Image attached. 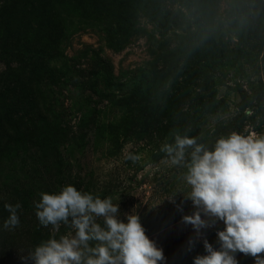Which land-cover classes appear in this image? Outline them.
I'll list each match as a JSON object with an SVG mask.
<instances>
[{
  "label": "trees",
  "instance_id": "1",
  "mask_svg": "<svg viewBox=\"0 0 264 264\" xmlns=\"http://www.w3.org/2000/svg\"><path fill=\"white\" fill-rule=\"evenodd\" d=\"M92 1V11L83 17L92 19L89 29L100 30L111 51L121 53L135 38L147 36L141 24L147 20L164 40L162 54L173 55L166 42L170 31L182 32L174 37L192 63L184 68L162 66L153 75L151 70H140L127 78L116 76L113 64L99 56L85 64L91 66L89 69L72 67L55 49L58 39L75 27L74 22L61 21V13L64 17L90 0H0V64L5 67L0 73V183L5 188L0 196V264H12L15 253L22 251L34 264L31 254L35 248L68 230L54 234L52 225L40 224L35 202L41 192L73 185L116 201L122 184L84 174L87 166L83 159L88 155L94 158L104 153L108 159H118L128 144L146 140L151 156L165 159L161 146L170 143L164 140H174L176 133L197 137L198 142L211 147L220 136L243 133L245 124L256 122L264 106L262 99L261 103L256 97L252 99L249 92L237 86L233 91L241 99L238 111L221 114L212 140L204 139L208 132L202 118L219 112L214 88L219 86L223 72L236 64L240 66L235 69L244 73L243 64L238 63L256 58L263 49L264 0H232L226 26L218 18L221 0H179L192 21L176 12V0ZM223 27L231 38L225 39L219 32ZM234 38L236 43L231 41ZM101 79L104 81L100 85ZM65 85L69 89L65 96L60 95L58 91ZM98 89L97 96L108 101L109 108L124 112L121 120L113 121L105 111H98L85 93V98L74 95ZM247 110H251L250 116ZM155 138L159 139L157 143L153 142ZM127 162L140 167L136 159ZM178 167L179 183L183 182L188 191L183 181L186 169ZM191 203L179 217L156 224V231L193 214L196 209ZM6 204L20 205L15 227H4L10 216ZM140 218L149 229L146 219ZM205 239L220 248L217 235ZM204 240L195 241L194 246L184 245L179 264H193L194 257L206 254Z\"/></svg>",
  "mask_w": 264,
  "mask_h": 264
},
{
  "label": "clouds",
  "instance_id": "2",
  "mask_svg": "<svg viewBox=\"0 0 264 264\" xmlns=\"http://www.w3.org/2000/svg\"><path fill=\"white\" fill-rule=\"evenodd\" d=\"M160 150L173 165L186 169L185 197L196 211L183 216V222L197 236L218 221L225 225L217 232L220 248L205 239L206 254L194 257L193 264H239L238 252L264 264V256L258 255L264 253V135L231 132L209 147L197 137L176 133ZM39 195L35 208L40 224L52 225L54 232L64 224L70 231L38 245L31 254L34 264H166L164 250L146 234L139 215L122 218L120 203L111 196L101 198L73 185ZM19 207L5 205L10 216L4 227L19 224ZM189 244L194 246L195 240Z\"/></svg>",
  "mask_w": 264,
  "mask_h": 264
},
{
  "label": "rangeland",
  "instance_id": "3",
  "mask_svg": "<svg viewBox=\"0 0 264 264\" xmlns=\"http://www.w3.org/2000/svg\"><path fill=\"white\" fill-rule=\"evenodd\" d=\"M176 1V5H174L176 12L183 13L187 21H192V17L185 12L179 0ZM92 3L93 1L90 0L84 6H79L76 10L68 12L64 17L63 13H61V21L66 20L69 23H75V27L69 33L65 36L62 35L58 39V46L55 47L61 58L65 56L70 61V66L82 65L89 69L91 66L89 67L85 64H91L89 61L95 60L96 56H99L108 59L113 64L116 76L127 78L132 72L140 70H151L153 75L154 72L161 71L163 69L162 66H168L167 68H180L182 66L184 68L187 64L192 63L190 55L184 54L186 51L183 50L181 45L179 46V43H177L178 39L174 37V35H182V32L170 31L166 42L170 45L173 55L162 54L161 45L164 40L160 37V31L157 27L147 20H142L141 23L142 27L148 31L147 36L135 38L121 53L111 51L108 48L105 35L100 30L89 29V21L92 19L86 16L83 17L84 14L92 11ZM231 5L232 0H221L218 18L219 23L224 26L227 25ZM218 29L221 34L225 35V39L231 38L229 34H226V27ZM231 41L233 43L237 42L236 38L231 39ZM164 59L166 60L164 65H162L161 63ZM168 61L170 62L169 65H167ZM235 62L238 61L235 60ZM238 64H243L244 73H239L235 68L240 65L235 64L234 67L228 68L223 72L219 86L214 88V100L219 102V112L202 118V122L205 123L204 130L208 132L203 137L208 141L212 140L216 125L223 117L220 115L224 113L235 114L238 111L237 106L240 104L241 99L233 91L237 86L240 85L245 92H249L252 99L256 97L255 100L259 102L262 99L264 105V44L263 49L256 58L243 59ZM4 70V65L0 64V73ZM103 81L102 79L99 80V84L101 85ZM210 81L212 82V79ZM68 89L65 85L58 92L60 95L63 94L65 96V92ZM100 90L98 89L94 92L83 90L81 93L74 92V95L81 98L88 96L93 100L94 107L98 111H105L113 121L121 120L124 112L118 108H109L108 101L97 96ZM83 94L85 97L82 96ZM246 114L250 116L251 110H247ZM75 122L76 120H73V124ZM251 133L264 135V106L258 114L256 122L249 121L245 124L242 134L248 135ZM158 140L155 138L153 142L157 143ZM165 141L173 142L174 140ZM147 143L144 140L139 141L137 144L135 142L128 144L124 148L122 156L118 159H108L104 156V153L94 158L92 155H88L83 159L85 166H87L84 174H88V176L96 175L101 180H113L114 183L119 180L118 184H122V187L117 191L116 201L114 202L120 204L121 201L124 202V205H120V211L123 214L122 218L132 213L138 214L139 217H144L150 226L146 230V234L156 242L158 247L164 250L166 264H179V261H177L179 253L182 251L183 246L189 243L190 239L199 243L208 235H217V232L222 230L225 225L223 221H218L214 227L203 229L202 236H197L193 226L184 223L182 220L174 224L165 225L163 231H156V224L162 223L166 218L179 217L182 211L178 208V205H181L183 210L190 205L191 201H188L185 197L187 191L182 184L183 182L180 181L181 183H179L180 173L176 171L177 166L171 163L165 153L163 154L166 157L165 159L153 158L150 152L146 150ZM131 157H136L137 162L140 163L139 169L135 168L134 165H128V159L129 161H134ZM74 174H77L76 171H74ZM2 185L3 183L1 182L0 196L3 195L1 191L5 189ZM173 197L175 203L171 200ZM17 199L18 197L15 198V200ZM65 228L68 230L64 234H67L70 231L68 225L61 224L59 231L61 232ZM51 230L54 232L53 227ZM56 233L54 232V234ZM258 255L264 256V253ZM236 258L239 264H255V258L251 255L238 252L236 253ZM12 264H31L30 255L24 251L16 252Z\"/></svg>",
  "mask_w": 264,
  "mask_h": 264
}]
</instances>
